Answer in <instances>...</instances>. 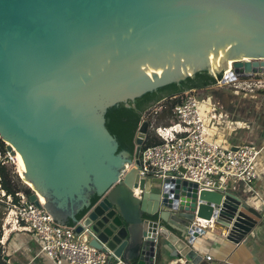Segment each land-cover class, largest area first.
I'll return each mask as SVG.
<instances>
[{"label":"water","instance_id":"water-1","mask_svg":"<svg viewBox=\"0 0 264 264\" xmlns=\"http://www.w3.org/2000/svg\"><path fill=\"white\" fill-rule=\"evenodd\" d=\"M230 67L232 79L264 73V0H0V138L24 163L29 199L42 195L60 226L72 219L111 261L155 264L174 248L197 264L209 225L240 243L264 206L140 175L149 122L134 153L119 151L105 114Z\"/></svg>","mask_w":264,"mask_h":264},{"label":"built area","instance_id":"built-area-1","mask_svg":"<svg viewBox=\"0 0 264 264\" xmlns=\"http://www.w3.org/2000/svg\"><path fill=\"white\" fill-rule=\"evenodd\" d=\"M231 69L232 67L224 77L217 80L216 85L233 82L236 91H239V87L249 92L264 91V73L232 79ZM206 100H210V97ZM162 104L163 102H159L144 113L143 121L152 114L156 115L162 109ZM200 105L197 91H191L184 102L174 108L172 122L153 126L160 142L142 151L140 175L162 178L180 176L197 183L199 190L230 191V188L236 189L239 185L253 188L252 183L259 177L257 161L264 152V145L245 141L231 147L209 139V123L200 110ZM17 156L18 154H11L6 147L0 148V166H7L15 177L25 183L24 176L20 175L23 170ZM130 168L127 165L121 176ZM181 168L185 172L180 171ZM15 196L18 197L17 201ZM15 196L2 188L0 175V202L6 206L3 214L4 231L16 228L33 233L42 243L41 250L56 264L122 262L120 259L111 261V253L91 245L88 235L77 233L76 226H60L59 221L47 213L40 196V206L32 202L23 190L16 192ZM2 241L3 235L0 236V242Z\"/></svg>","mask_w":264,"mask_h":264},{"label":"crops","instance_id":"crops-1","mask_svg":"<svg viewBox=\"0 0 264 264\" xmlns=\"http://www.w3.org/2000/svg\"><path fill=\"white\" fill-rule=\"evenodd\" d=\"M215 110H217L216 115L212 116L215 118L214 124L222 130L224 136H228V139H225V142L223 141L226 146L236 147L247 141L248 138L243 135V129L241 131L237 129L240 123L233 116L220 110V108ZM261 115H264V112ZM261 115L259 114V116ZM241 122L246 123L243 120ZM208 123L210 124V120H208ZM234 124L237 125L235 129L233 128ZM258 124L252 123V134H250L257 136L256 142L258 145H264V118H261ZM221 136L220 133L215 135L217 142L221 140ZM257 168L259 177L252 183L253 188L239 185L236 189L230 188V191L235 192L260 210L264 206V152L258 158ZM5 210V204L0 202V223L2 227L0 236L3 235L0 247L3 252L2 257L7 261L6 264H56L41 250L42 243L33 233L16 228L4 231L3 214ZM262 213V220L240 243L228 239L227 231L220 225L216 224L209 227L205 237L198 238L195 243V247L203 255V259L197 264H264V208ZM172 250L174 248H163L162 254L156 259L155 264H193L181 255L171 256L170 251Z\"/></svg>","mask_w":264,"mask_h":264},{"label":"trees","instance_id":"trees-1","mask_svg":"<svg viewBox=\"0 0 264 264\" xmlns=\"http://www.w3.org/2000/svg\"><path fill=\"white\" fill-rule=\"evenodd\" d=\"M222 77V73L217 76L211 75L207 71L197 73L193 77L183 80L181 83H172L159 88L156 91L148 92L137 98L135 105L127 107L125 104H120L118 107H110L105 114L106 126L111 134L116 138L119 144V151L127 149L132 153L136 150V135L143 121L144 113L148 112L159 102H163L162 109L156 115H150L147 121L149 122V132L142 145V151L147 147L160 142L154 130L151 128L158 123L169 124L173 121L174 108L184 102L187 95L191 91L202 93L208 88L216 85L217 80ZM159 122H154V118ZM5 142L0 138V148H5ZM1 186L8 193L16 195L18 191H25L28 195L32 190L29 187L23 186L20 178L15 177L7 166H0ZM15 200L18 197L15 196ZM98 200V196L93 195V203ZM87 210L84 209L77 214L81 218ZM66 225L75 226L72 219H69ZM2 227L0 223V234ZM0 264H6V259L2 257V248L0 247Z\"/></svg>","mask_w":264,"mask_h":264},{"label":"rangeland","instance_id":"rangeland-1","mask_svg":"<svg viewBox=\"0 0 264 264\" xmlns=\"http://www.w3.org/2000/svg\"><path fill=\"white\" fill-rule=\"evenodd\" d=\"M239 88V91H236L233 82H231L221 86L214 85L213 87L208 89L209 91L205 90L202 93L198 94V99L201 104L200 110H202L205 119L210 120V124H208L209 139L216 140L215 135H217L218 133L222 135L221 140L218 139L220 143L223 144L225 142L224 140L228 139V136H224L222 130L218 129L214 124L215 118H213L212 116L216 115L217 110L213 109V107H215V109L220 108V110L228 112L231 116L236 119L237 122L240 123L237 129L239 131L243 129V135L249 139H247L246 142L254 141V143L257 144V136L251 135V129L252 123L259 125L258 123L260 122V119L264 118V115H261V113L264 112V91L258 90L254 92H249ZM206 96L211 97L210 100H206ZM259 114L261 116H259ZM241 120L245 121L247 124L241 122ZM153 121L155 123L159 122L157 117L154 118ZM236 127L237 125L234 124L233 128L235 129ZM151 129L153 130V127ZM22 185L29 187L26 183H23Z\"/></svg>","mask_w":264,"mask_h":264},{"label":"bare ground","instance_id":"bare-ground-1","mask_svg":"<svg viewBox=\"0 0 264 264\" xmlns=\"http://www.w3.org/2000/svg\"><path fill=\"white\" fill-rule=\"evenodd\" d=\"M231 64H232V63H231ZM228 70H229V69H228ZM228 70H227V71H228ZM17 158H18V159H19V161H20V163H19V164H21V165H20V166H21V170H23V171H24V170H25V168H24V163H23V162L20 160L19 156H17ZM42 198H43V197H42V195H41V202L43 201V200H42Z\"/></svg>","mask_w":264,"mask_h":264}]
</instances>
